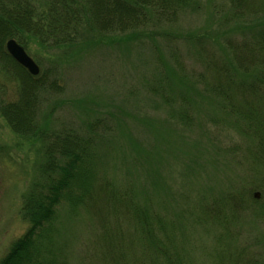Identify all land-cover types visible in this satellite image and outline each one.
Here are the masks:
<instances>
[{
    "label": "rangeland",
    "instance_id": "obj_1",
    "mask_svg": "<svg viewBox=\"0 0 264 264\" xmlns=\"http://www.w3.org/2000/svg\"><path fill=\"white\" fill-rule=\"evenodd\" d=\"M195 2L171 24L156 23L150 15L139 38L125 43H96L98 38L84 43L83 30L74 47L42 46L29 38L27 54L63 89L45 104L41 123L50 130L98 120L106 126L97 147L100 178L131 196L134 205L166 216L167 244L180 253L182 264H264V193L257 189L262 176L249 161H240L250 140L234 119L215 110L204 88L210 74L203 57L213 62L223 57L225 39L237 37L238 23L230 21L227 4ZM6 75L0 64V98L8 103L16 99L17 83ZM166 97L174 103L167 104ZM182 97L191 104L187 126L173 117L174 110L185 108ZM230 149H237L233 160L240 164L227 162ZM41 161L40 142L14 134L0 116V260L26 232L22 196ZM223 192L234 195L236 217L225 225L197 221L202 202ZM101 207L103 226L83 210L58 208L56 242L69 264H103L95 247L104 230L118 238L132 233L127 220L110 208L116 206ZM131 242L136 244L127 245ZM121 262L150 264L135 248Z\"/></svg>",
    "mask_w": 264,
    "mask_h": 264
},
{
    "label": "trees",
    "instance_id": "obj_2",
    "mask_svg": "<svg viewBox=\"0 0 264 264\" xmlns=\"http://www.w3.org/2000/svg\"><path fill=\"white\" fill-rule=\"evenodd\" d=\"M195 1L46 0L44 5H39L36 0H0V64L6 76L17 83L14 101L6 103L0 98V116L14 134L40 142L42 153L37 175L22 196L20 216L28 227L10 245L0 264H69L56 242L54 222L58 208L68 207L71 213L83 210L92 221L98 219L103 226L106 214L101 207L103 204L116 206L110 208L119 212L133 228L129 235L119 233L120 238L105 230L101 232L95 257L103 264H123L121 257L134 248L146 256L150 264H182L180 253L172 251L167 244L171 237L164 221L166 216L152 210L151 213L150 207L134 205L131 196L121 195L100 178L97 147L107 127L99 120L78 128L50 130L43 125L42 109L51 96L62 94V85L46 71L32 76L11 58L5 44L14 39L26 49L28 39L32 38L42 46L74 47L82 30L86 34L84 43L97 38L96 43L104 40L125 43L139 38L150 15L156 23L171 24L195 5ZM218 1L229 6L230 21L238 23L233 27L238 35L225 39L224 58L213 62L203 57L210 74L204 88L211 95L209 99L215 110L234 119L240 134L250 140L240 161H249L252 170L262 176L258 178L257 189L264 193V0ZM164 101L174 103L171 97ZM181 102L185 108L174 110L173 117L177 123L187 126L191 123L188 109L191 104L186 97H182ZM152 127L156 132V127ZM164 132L162 129L160 134ZM236 150L226 152L232 159H227L229 164H240L233 160ZM253 197L256 200V196ZM233 199L232 193L223 192L211 203L203 201L196 220L225 225L237 214ZM227 210L230 215L226 214ZM132 240L136 244L127 245ZM123 242L127 246L122 245Z\"/></svg>",
    "mask_w": 264,
    "mask_h": 264
},
{
    "label": "water",
    "instance_id": "obj_3",
    "mask_svg": "<svg viewBox=\"0 0 264 264\" xmlns=\"http://www.w3.org/2000/svg\"><path fill=\"white\" fill-rule=\"evenodd\" d=\"M6 50L9 55L32 76H37L39 74L40 70L37 64L14 39H10L6 42Z\"/></svg>",
    "mask_w": 264,
    "mask_h": 264
}]
</instances>
